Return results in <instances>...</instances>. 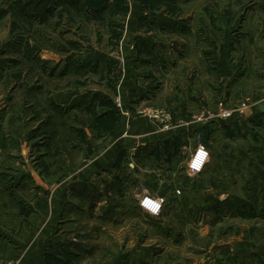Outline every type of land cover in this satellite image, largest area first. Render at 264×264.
I'll return each instance as SVG.
<instances>
[{"label": "rangeland", "instance_id": "rangeland-1", "mask_svg": "<svg viewBox=\"0 0 264 264\" xmlns=\"http://www.w3.org/2000/svg\"><path fill=\"white\" fill-rule=\"evenodd\" d=\"M69 1L0 0V189L15 200L20 214L26 212L25 218L33 214L50 224L44 264H264V142H245V131H235L244 142H232L231 136L219 142L198 175L185 168L190 137L189 142H171L176 151L164 144L152 147L159 153L157 167L171 173L157 174L155 168L152 177H142L124 169L141 156L142 146H135L134 156L121 150L100 172L73 181L80 166H89L80 159L88 162L105 153L112 130L120 125L115 116L100 114L88 124L93 116L87 113L103 110L109 101L103 91L113 93L109 86L116 83L121 66L111 59L122 55L114 47L125 43L115 27L123 25L131 5L129 0ZM141 3L143 16L129 20L147 29L135 39L142 49L149 48L150 67L166 69L155 71L158 80L148 88L154 105L141 102L139 111L177 109L166 98L170 94L175 104L187 94L196 102L193 108L180 107L191 110L190 116L185 113L192 116L189 120L217 121L219 109L197 113L208 101L214 104L220 86L214 56L225 49L224 42L231 49L239 42L264 41V0ZM97 6L103 11L92 10ZM153 28L164 33L150 35ZM250 29L257 35L250 38ZM186 44L191 58L180 61L176 70L174 56L184 55ZM93 51L98 55H90ZM108 59L112 73L104 75ZM141 83L147 89L144 79ZM118 96L117 109H112L119 110ZM197 132L205 141L204 131ZM260 138L264 140L263 133ZM166 153L175 154L171 163L159 158ZM170 182L181 194L167 195L160 216L137 208V189L145 184L166 190Z\"/></svg>", "mask_w": 264, "mask_h": 264}, {"label": "crops", "instance_id": "crops-1", "mask_svg": "<svg viewBox=\"0 0 264 264\" xmlns=\"http://www.w3.org/2000/svg\"><path fill=\"white\" fill-rule=\"evenodd\" d=\"M141 2L142 0H129L131 7L130 9L125 8L126 15L124 14L123 16L127 17L124 19L123 25L121 24L119 25L120 27H115L116 29H119L122 40L125 43L119 45L117 44L114 49H119L122 55L117 53L115 58L113 57L114 60L111 59L112 62L108 59L107 63L102 69V72L104 71V75H109L112 73L111 71L113 66V64L109 65L110 62H114L115 64L121 66L120 70H116V73H118L117 79L115 78L116 83L113 84L114 86H109L113 93L109 94L103 91L106 98L109 100L107 104L113 106L104 104V107L102 106L103 110L98 111L94 108L92 110L93 115L91 112L87 113V116H93V118H88V124H90L91 121L94 122V116L96 114L113 112L115 116L114 123H116V125H120L115 126L112 130L114 132V136L110 141H108L110 142V145L107 146L108 149L105 153H100L95 157L90 156L93 158L88 159V162L84 158L80 159V162L84 161V163H88L89 166L86 168L85 166H80V168L76 171L77 174L73 176V181H76L75 179L84 180L85 178L100 172L104 167L107 166L108 163L115 161L117 154L121 150H123L124 154L130 155L131 149L135 146H142L143 149L140 148L139 150H143L141 152L142 157L139 156V158H135L133 162L128 165V168L124 169L129 171L134 170L133 174L142 177H152L154 175L155 168L157 174L160 171L171 173L169 169L164 170L161 169L163 167H157L160 166V164H158L159 153L152 147L155 144L158 146L162 145L163 147L164 144V148L170 147L173 151H176V149H173L171 142H189V138L192 137L194 132H197L198 129L204 131V140L207 142L206 145L210 151V158L217 150L219 142H226V139H230L229 136L232 137V142H264V140L260 138L262 133L264 134V41L259 42L253 41L252 39V41L248 43L239 42L236 46L233 45L231 49L228 45H226L225 42L223 43V45H225V49H220V51L214 56L217 58L218 69L221 73L219 78L220 86H218L217 90L215 91L216 98L212 100L214 101V104L213 102L211 104L210 101H208L209 104L207 105V108H203L202 111L200 110L197 112L203 115L205 114L204 110L207 112L210 109L217 110L220 108V106L229 108L232 106H238L239 104L245 102L246 107L244 108V114H242L243 116L236 115L233 120L218 119L217 121L214 120L209 122L208 120L204 121V117H201V120H199L200 122L198 120L191 121L189 119L192 116L190 118L188 117V115L192 113L191 110L186 111L181 109L183 106L184 108L187 107L188 109L189 107L193 108V106L196 104V102L193 100V96L187 97V94H184V97L180 99L181 101H178L175 104L171 102L170 94L168 98H166L167 102L173 106L172 108L179 106L177 109L172 110L163 109V114L170 115L171 120H173L175 117V122H177H173L174 120L170 121L173 128L168 130H164L162 126H159L157 122L158 119L148 117L147 112L155 109L154 107L145 108L144 111L141 112L139 111L141 102L145 103L146 101L148 105H154L153 103H155V99H152V95H149L148 88L152 86V83H155L154 80L157 79L155 71L160 70V72H165L164 70L166 69H163V67L162 69L160 67H150L148 63L153 62V60L146 57L149 55V48L148 51L144 47L142 49L138 44L139 39H135L136 35L146 32L147 29V27L143 25L134 27V25L130 23L129 20V17H134L136 20H140L141 16H143L144 9L142 8ZM119 3L120 1L118 2V0H115V4ZM255 19H260V17L256 16ZM72 20L74 21L75 18ZM255 30L250 29V38H252L253 34L257 35ZM162 33L164 32L156 31V29H154V32L153 30H150V35L154 34L155 36L160 37ZM190 46L191 45L189 44L184 46V55H178L177 53L174 56L176 59V62L174 61L176 70L179 69L178 65L180 61L191 58V54H189V52H191ZM123 52L125 55L124 57ZM97 53L98 51H93L90 55L96 54L95 56H97ZM91 58L94 60L93 57ZM96 59L97 58L95 57V60ZM88 68L91 69V67ZM98 71L99 68H97L96 72ZM142 72L143 74H147L142 75ZM103 77L100 76V78ZM142 79H144L147 89L142 85ZM109 84L111 83L109 82ZM224 87L225 91L222 92ZM89 91L102 92L98 89H89ZM114 94L116 96L119 94L120 96H118L119 100L121 101L119 102V110H116L117 108L115 107L114 99L116 96ZM72 95L73 94H70L69 97ZM78 95L79 93L75 95V98ZM172 96L175 97L176 92H174ZM164 102L166 103V101ZM76 105L79 106L77 102ZM89 105L90 104H88V106ZM131 106L133 107V111H130L131 108L129 107ZM135 106L136 108H134ZM113 107L116 109H112ZM185 113L188 115H185ZM172 114H174V117ZM158 121L161 125H163L162 121ZM178 122H180V124H178ZM238 130L247 132V135L245 136L247 139L242 138L244 139V141H242L239 134L235 132ZM117 132L122 134V138H118L119 134H117ZM96 142H98V140ZM160 142L164 143L161 144ZM189 143L191 144V142ZM192 148L193 145L191 144L189 152L192 151ZM174 156V153H166L164 154V157L169 159H166L165 161L163 156H159V158H162L164 162L171 163ZM208 165L209 164H207L205 168H207ZM61 174L62 173H60L59 176H61ZM159 175L163 179L165 178L164 174L161 175L160 173ZM171 185L172 183L170 182V187H167L168 189L161 190L154 187H152V189L148 188L147 185L144 184V188L137 189L134 194L135 197H140L144 193L152 192L153 194L167 197V195H173V189L171 188ZM100 191L102 190H99V192ZM126 193H128V190H126L125 193L123 192V194ZM125 197L126 196L124 195L123 198ZM75 198L77 200L80 199L77 197ZM74 203L77 204V202ZM20 209L21 208L16 205L15 200L10 197V194L7 192L5 193L0 189V258L5 261H15L17 264H44V246L47 239L50 238L49 235L51 233V228L48 226L50 224L46 222L43 217L38 219L36 217V219H34L32 216L33 214H30L28 218H25L26 212H24V214H20ZM56 211L58 215V202Z\"/></svg>", "mask_w": 264, "mask_h": 264}, {"label": "built area", "instance_id": "built-area-1", "mask_svg": "<svg viewBox=\"0 0 264 264\" xmlns=\"http://www.w3.org/2000/svg\"><path fill=\"white\" fill-rule=\"evenodd\" d=\"M245 107H246L245 102H243V103H241L238 106L233 107V108H225V107L220 106L217 116L219 117V119H222V120H229L234 115L243 116L242 114H244V108ZM150 111H156V110L153 109V110H150ZM147 113H148V116L151 117V118L160 119V121H162V123H163V126H162L163 129H170L171 128L172 123L170 121H172V120H171L170 115L163 114L162 111H160V112L156 111V114L153 115V116L150 114V112H147ZM160 114H162V115H160ZM197 120H201V117H199ZM206 120L207 119H205L204 121H206ZM197 133L192 136L193 142H191V144L193 145V148H192L191 152H188V156L186 157V167L185 168H186L187 172L190 173L191 175L201 174L204 171L206 165L208 164V162L210 160L209 148L206 145V142L202 140L201 133H199V132H197ZM201 146H203L204 150L206 151L207 157H206V160H205L201 170L199 172L193 173L192 170L188 167V165H189V162H190L192 156L194 155L195 151L197 149H199ZM134 153H135L134 152V148H132L130 155L134 156ZM172 192H173L174 196H179L181 194V190L179 188H176V189L174 188ZM145 198H150V199H152L155 202L162 201L161 206L159 208V211L156 214H152V213L148 212L142 206V201ZM166 200H167L166 196H162V195H158V194H153V193L147 192V193H144L140 197L137 198L136 205H137V208L139 210H141L143 213H146V214H148V215H150L152 217H158V216H160V214L163 211V208H164V206L166 204ZM0 264H17V263L15 261H5V260H2L0 258Z\"/></svg>", "mask_w": 264, "mask_h": 264}, {"label": "clouds", "instance_id": "clouds-1", "mask_svg": "<svg viewBox=\"0 0 264 264\" xmlns=\"http://www.w3.org/2000/svg\"><path fill=\"white\" fill-rule=\"evenodd\" d=\"M207 153L204 150L203 146L197 149L192 156L188 167L192 170L193 173L199 172L206 160ZM162 201L155 202L150 198H145L142 201V206L150 213L156 214L159 211Z\"/></svg>", "mask_w": 264, "mask_h": 264}, {"label": "trees", "instance_id": "trees-1", "mask_svg": "<svg viewBox=\"0 0 264 264\" xmlns=\"http://www.w3.org/2000/svg\"><path fill=\"white\" fill-rule=\"evenodd\" d=\"M76 1H77V0H70V1L68 2V4H69V5H75V4H76ZM102 3H104V2H102ZM62 4H65V2H63ZM103 6H105V3H104ZM103 6H99V8H98V6H97V8L92 7V10L97 9L98 12H99ZM49 9H50L49 6H47V7H46V10L49 11ZM123 9H124V8H123ZM102 11H103V9L101 10V12H102ZM99 114H100V115H103V117H105V116H111V115L114 116L113 112L99 113ZM97 116H98V114H96V115L94 116V117H95V120H96V117H97Z\"/></svg>", "mask_w": 264, "mask_h": 264}]
</instances>
